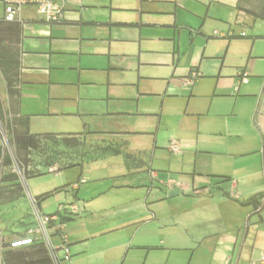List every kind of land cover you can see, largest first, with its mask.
<instances>
[{"label": "crops", "instance_id": "1", "mask_svg": "<svg viewBox=\"0 0 264 264\" xmlns=\"http://www.w3.org/2000/svg\"><path fill=\"white\" fill-rule=\"evenodd\" d=\"M62 4V22L20 10L14 96L30 133L99 144L27 179L35 199L58 189L36 202L63 225L61 264H263L264 17L246 0Z\"/></svg>", "mask_w": 264, "mask_h": 264}, {"label": "rangeland", "instance_id": "2", "mask_svg": "<svg viewBox=\"0 0 264 264\" xmlns=\"http://www.w3.org/2000/svg\"><path fill=\"white\" fill-rule=\"evenodd\" d=\"M245 6L246 10L264 17V0H246ZM18 55L19 44H0V60L8 72L7 76L4 75V69L0 66V166L3 177L12 173L19 177L13 180H4L2 177L0 183V264H26L38 258L40 254L35 252V247L40 243L49 251L28 191L27 185L31 180H27L14 158L13 128L16 125L14 123L22 118L16 114L17 100L8 92V81L16 87ZM78 139L77 145H68L61 137L41 138L38 148L23 152L24 157L30 159L27 170L45 173L50 169H62L92 159L94 148H98L99 144L87 141L83 136ZM7 154L14 159L12 165H5Z\"/></svg>", "mask_w": 264, "mask_h": 264}, {"label": "trees", "instance_id": "3", "mask_svg": "<svg viewBox=\"0 0 264 264\" xmlns=\"http://www.w3.org/2000/svg\"><path fill=\"white\" fill-rule=\"evenodd\" d=\"M21 36V23L18 21H5L4 19L0 18V44L5 42H15L18 43L20 41ZM0 66L4 69L3 61L0 60ZM7 71L4 69V75L7 76ZM18 75V73H17ZM8 92L11 95H20V91L13 87V84H11L10 81H8ZM16 114L19 115V113L16 111ZM21 116V115H20ZM22 119L20 121L15 122L16 124L13 128V142L15 148H14V158L16 162L19 165V168L21 171H23L24 175L27 178L33 177V176H39L44 174L43 172L38 171H29L27 170V167L29 166L30 159H27L24 157L23 152L36 149L39 146L40 140L43 137H61L63 141L68 145H77L79 142L78 137L76 136H68V135H61V134H52V133H43V134H32L29 131V119L28 117L21 116ZM7 161L5 162V165H12L14 163V159L11 155L7 154ZM77 163H74L70 165L69 167L76 166ZM66 167V168H69ZM64 169V168H62ZM59 170V169H58ZM4 180H13L18 179V175L16 173L7 174L5 177H3ZM56 189L55 191H57ZM51 191L48 193H45L43 195H40L36 197V200L39 202L40 200L50 196L53 192ZM35 252L39 255L36 259H31L30 261H27L26 264H40V263H51L52 258L50 256L49 251L45 247L43 243H40L35 247ZM35 253V254H36ZM19 261V260H18Z\"/></svg>", "mask_w": 264, "mask_h": 264}, {"label": "built area", "instance_id": "4", "mask_svg": "<svg viewBox=\"0 0 264 264\" xmlns=\"http://www.w3.org/2000/svg\"><path fill=\"white\" fill-rule=\"evenodd\" d=\"M63 0H0L3 3L5 21H16L20 10L25 6H35L37 11L50 22H62L65 15V9L62 4ZM3 177L2 167L0 166V183ZM39 220L40 228L44 234L50 256L54 264H61L62 259L70 257V247L66 242V236L63 232L62 223H58V216L56 214H44L38 206L36 199L31 197ZM59 238L61 246L64 250L63 255H59L58 248L55 244V238ZM262 262L264 264V255H262Z\"/></svg>", "mask_w": 264, "mask_h": 264}]
</instances>
